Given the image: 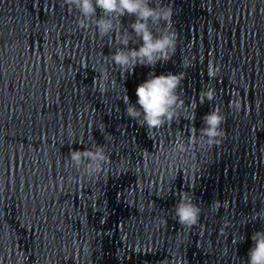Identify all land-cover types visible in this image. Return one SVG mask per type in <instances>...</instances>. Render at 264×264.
<instances>
[{"label":"water","instance_id":"95a60500","mask_svg":"<svg viewBox=\"0 0 264 264\" xmlns=\"http://www.w3.org/2000/svg\"><path fill=\"white\" fill-rule=\"evenodd\" d=\"M162 2L176 54L125 74L115 41L79 28L63 0H0V264H246L264 229L252 219L264 209V0ZM183 58L182 98L198 106L148 133L124 89L135 104L149 72L176 74ZM208 87L214 101L199 104ZM216 107L224 137L209 146L200 129ZM93 144L111 163L89 176L69 152ZM184 191L201 209L191 227L175 217Z\"/></svg>","mask_w":264,"mask_h":264},{"label":"clouds","instance_id":"9594fccd","mask_svg":"<svg viewBox=\"0 0 264 264\" xmlns=\"http://www.w3.org/2000/svg\"><path fill=\"white\" fill-rule=\"evenodd\" d=\"M69 11L78 12L77 23L81 29H93L100 38L109 37L117 47L110 54V61L123 73H131L136 66L155 68L157 63H167L176 54L178 36L172 28L175 14L171 2L162 0H63L62 6ZM99 10V14H98ZM132 17L127 28L122 18ZM114 37V39H113ZM130 44H139V47H129ZM181 67L184 69L176 74L167 72L156 75L149 72L148 78L136 88L137 100L133 104L125 94L122 100L126 105L125 114L136 121L147 132L158 130L166 124H171L180 113L189 108L195 112L198 103L195 98L189 105H185L182 98V84L186 78V70L192 67L191 61L183 58ZM220 71L219 66L209 62L207 75L215 79ZM216 90L213 87L202 89L199 93V104L214 101ZM238 108V104L234 105ZM225 116L216 107L203 117V127L200 129V138L207 145H219L224 137L221 125ZM173 152L183 153L186 145L178 140L172 149ZM72 166L83 170L89 176L99 174L105 166L111 163L105 147L93 144L83 151L72 149L69 152ZM201 209L194 203L193 195L184 191L175 205V217L181 225L194 226L200 219ZM253 220L264 221V209L252 213ZM240 237L234 243L242 240ZM252 247L247 253L246 264H264V229L254 231L251 235Z\"/></svg>","mask_w":264,"mask_h":264}]
</instances>
